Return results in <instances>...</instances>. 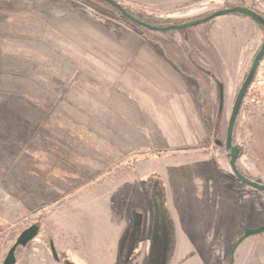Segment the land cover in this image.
Returning a JSON list of instances; mask_svg holds the SVG:
<instances>
[{"label": "rangeland", "instance_id": "1", "mask_svg": "<svg viewBox=\"0 0 264 264\" xmlns=\"http://www.w3.org/2000/svg\"><path fill=\"white\" fill-rule=\"evenodd\" d=\"M126 1L169 24L210 12L184 17L199 3L187 6L192 0L169 11ZM253 1L264 10V0H245ZM126 17L105 0H0V264L19 233L36 220L42 224L41 211L58 204H68L64 212L81 243L60 246L57 235L55 260L42 224L45 251L22 247L16 264H127L113 234L129 200L144 198L128 199L129 183L121 179L156 169L177 222L169 264H264V232L237 245L246 228L264 225V192L235 176L225 147L257 33L233 12L160 31ZM261 81L264 66L246 93L234 143L242 147L240 171L264 183ZM184 93L190 100L177 98ZM179 112L203 125L205 143L195 145L197 131L182 128ZM28 199L36 207L19 216ZM152 262L162 264L156 256Z\"/></svg>", "mask_w": 264, "mask_h": 264}, {"label": "crops", "instance_id": "2", "mask_svg": "<svg viewBox=\"0 0 264 264\" xmlns=\"http://www.w3.org/2000/svg\"><path fill=\"white\" fill-rule=\"evenodd\" d=\"M132 1H139L145 4H151L155 7L161 9V11H169L173 9L175 6L182 4L186 1L190 0H132ZM213 0H204L199 2L198 4L194 5L192 8L188 9L191 10L190 13L184 15L186 18L196 17L201 15L202 13H206L212 10ZM168 16V15H167ZM238 21L243 25V28L246 31H251L250 33H257V39L255 40L256 43L254 45V41L251 43L250 54L252 55L253 52H257L259 47L261 46L262 42L264 41V32L261 30L260 27H253L251 22L247 20L245 17L240 16ZM254 52V54H255ZM259 92L261 97L264 99V81L259 83ZM174 93V92H171ZM178 99H189L190 96L187 93L178 94ZM191 101L189 102V106ZM192 109H195L192 108ZM178 115L180 116V120L182 121V128L184 130L194 129L197 131V138L195 145H201L205 143L208 139L207 132L202 124H195L188 122V118L182 112H179ZM193 122V121H192ZM121 180H124L129 183L128 190L124 195H128V199L132 197V194L139 197H143L144 201L136 202L134 198L132 202L129 200V206L126 208V212H123V219L122 223L118 225L117 223H113V227L118 225V232L113 234L114 243L117 245L119 254L124 252V258L127 264H148V257L150 254V244L151 238L153 236L154 230V208L151 205V202L147 199V194L143 188V184L137 175L123 177ZM95 189V188H94ZM93 190V189H91ZM90 192L88 190L85 193ZM135 192V193H134ZM146 196V197H145ZM91 201L94 200V197L90 198ZM127 199V200H128ZM90 201V200H89ZM34 203V202H33ZM30 202V199L22 203V213L19 216H24L28 211H33L36 207L35 204ZM68 204L60 206L59 208L53 209L52 206L45 208L44 210H40L42 213L41 221L43 224V228L45 232L50 235L53 240L58 245V236L62 237V242L59 243L60 246L65 245L67 243L74 244V247L77 248L78 244L81 243L79 237H81V233L78 230L77 226L72 223V219H68L67 214L64 212L65 207ZM90 205V203H89ZM92 205V204H91ZM92 207H90L91 209ZM122 217V215H121ZM58 235V236H57ZM65 238H68L66 241ZM47 244V239L45 236L40 235V237H36L31 242L24 247L25 252H29L31 248H38L45 251V246ZM116 247V251H117ZM125 248V249H124ZM124 249V251H123ZM51 252V251H50Z\"/></svg>", "mask_w": 264, "mask_h": 264}, {"label": "water", "instance_id": "3", "mask_svg": "<svg viewBox=\"0 0 264 264\" xmlns=\"http://www.w3.org/2000/svg\"><path fill=\"white\" fill-rule=\"evenodd\" d=\"M106 2H108L109 4L113 5L114 7H116L117 9H119V11L126 15L127 17H129L130 19L134 20L135 22H137L140 25H143L149 29L152 30H179L182 28H186L188 26H193V25H197V24H201L203 22L209 21L215 17L227 14V13H240L242 15H245L247 17H250L254 22H256L259 25H261L263 27V32H264V16L261 15L257 10L252 9L249 6H243V5H238L235 7H227V8H221L218 9L216 11H214L213 13H211L210 15H207L203 18L200 19H196V20H192V21H187V22H183V23H175V24H171V25H167V26H156L150 23H147L145 21H142L138 18H136L135 16L131 15L128 13V11L126 10V8H124L119 2H117L116 0H105ZM264 60V41L262 42L259 50L257 51L252 66L248 72V74L245 77V80L243 82V84L241 85V88L236 96L234 105H233V109H232V113L228 122V127H227V137H226V141H225V147L228 150V156L230 157V165L231 168L235 174V176L242 181L243 183H245L246 185L257 189L258 191L264 192V183L263 181L258 178V179H252L248 176H246L245 174H243L239 167H238V159L242 154V147L239 144H235L234 143V131H235V126H236V121L237 118L239 116V112L240 109L242 107V104L244 102L246 93L248 91L249 86L251 85L253 79L255 78V75L260 67L261 62ZM205 93V92H204ZM222 92H221V97H222ZM154 216H155V220H154V230H153V237L155 238L156 235H159V238L157 240V243L151 246V251H150V262L151 264L152 259H155L156 257H159L161 260V263L164 264L165 263V258H166V250L167 247L169 245V243L167 244V242H165V240L170 237V233H169V228H166L165 225V216H164V211H163V207L161 204V201H157L156 203V208L154 209ZM165 228H166V232H165ZM264 232V225L263 226H258L255 228H246L245 229V233L243 235V237L240 239V241L238 242L237 245H239L242 241H244L245 239H247L248 237L252 236V235H257V234H261ZM40 233V225L37 224L36 222L32 223L31 225H29L28 227H26L25 229H23L19 235L17 236L15 242L11 245V247L9 248L5 258L3 259L2 264H16L17 263V249L19 247H25L27 246V244L29 242H31L33 239H35L36 237H38ZM164 238V239H163ZM162 240H164V247H162ZM154 241V240H153ZM159 241V244H158ZM158 244V246H157ZM50 247L52 250V254L55 257V259H59V255L58 252L56 250L55 247V242L54 240L50 241ZM154 249L155 253H153V257H152V250Z\"/></svg>", "mask_w": 264, "mask_h": 264}, {"label": "trees", "instance_id": "4", "mask_svg": "<svg viewBox=\"0 0 264 264\" xmlns=\"http://www.w3.org/2000/svg\"><path fill=\"white\" fill-rule=\"evenodd\" d=\"M117 1L119 3H121V5L123 7H125L131 14H133L134 16H136L140 19L147 20V21H149L151 23H155L159 26L171 25V24H169V22L165 21L164 19L161 21L156 20V19H155V21H152L151 19H153V18L150 16L145 18L144 14L142 12L139 13V11H137V10L130 9V7L125 3V2H127L126 0H117ZM201 1H204V0H192L191 2H189V4L187 6L193 5V4L201 2ZM238 4L245 6V0H241V2ZM233 5L234 4H232L231 2L226 0L223 7H225V6L231 7ZM255 10H257L261 15L264 16V10L263 9H255ZM235 14L240 15V16L242 15V14L237 13V12H235ZM126 18L129 19L128 17H126ZM259 27L261 29H263V27L261 25H259ZM256 111L257 110H253V114H257L258 112H256ZM194 149H196V147ZM190 152H191L190 149L185 150V154H187V155L190 154ZM142 154H143L142 156H144V158L148 157L147 155H145L146 153L145 154L142 153ZM134 172L137 173L136 170H134ZM139 177L142 181L143 188H144L146 194L152 199V203H153L152 205H153L154 209L156 208L157 201H161L163 211H164V216H165V225H166V228H169V233H170V240H169V245H168L167 250H166V258H165L164 264H169L174 259V256L176 254V249L178 246V234H177V222L175 219V215L173 213V210L170 208V204L168 202V185L166 183V179H165L163 173L158 169L150 170V171H147L145 173H142V174H140ZM62 205L63 204H58V205H56V207L59 208ZM35 222L40 225V229H41L42 224L40 223V220H36ZM48 239L50 240L51 236L48 237ZM152 245H153V243L150 244V247ZM21 248L22 247H19L17 249V256H18V252L20 251Z\"/></svg>", "mask_w": 264, "mask_h": 264}, {"label": "flooded vegetation", "instance_id": "5", "mask_svg": "<svg viewBox=\"0 0 264 264\" xmlns=\"http://www.w3.org/2000/svg\"><path fill=\"white\" fill-rule=\"evenodd\" d=\"M227 1H229V2H231L232 3V1L233 0H227ZM236 3H232V4H234L233 6H231V7H235V6H238V5H240V4H238V3H240L241 2V0H234ZM223 2L225 3L226 2V0H223ZM137 4H140V5H142V4H144V3H137ZM257 3H252V5H250L249 7H251L252 9H259L258 8V6H255ZM245 6H248L247 4H246V2H245ZM221 8H227L226 6L225 7H221ZM221 8H219V9H221ZM130 9H132V8H130ZM127 10V9H126ZM216 10H218V9H215V10H212V11H210L209 13H206L205 15H204V17L205 16H207V15H210L211 13H213L214 11H216ZM128 11V10H127ZM139 11V10H138ZM140 12H142V11H139V13ZM128 13L129 14H131L129 11H128ZM138 13V14H139ZM131 15H133V14H131ZM134 16V15H133ZM136 17V16H135ZM144 17L145 18H147L146 17V15L144 14ZM129 18V17H128ZM136 18H138V17H136ZM138 19H140V18H138ZM140 20H142V21H145V22H147V23H150L149 21H147V20H144V19H140ZM194 20V19H193ZM134 21V20H133ZM190 21H192V20H190ZM137 23V22H136ZM138 24V23H137ZM150 24H152V23H150ZM140 25V24H139ZM153 25H156V24H153ZM143 26V25H142ZM156 26H159V25H156ZM145 27V26H144ZM160 27H162V26H160ZM147 28V27H146ZM242 182V181H241ZM254 190H257V189H255V188H253ZM258 191V190H257ZM258 192H261V191H258ZM153 237V236H152ZM51 240H53V238L51 237V239L49 240V247H50V241ZM55 242V241H54ZM55 247H56V250H57V246H56V244H55ZM50 251H51V253H52V250H51V247H50ZM53 255V254H52ZM18 257V256H17ZM54 257V256H53ZM54 259H55V257H54ZM55 260H57V259H55Z\"/></svg>", "mask_w": 264, "mask_h": 264}, {"label": "built area", "instance_id": "6", "mask_svg": "<svg viewBox=\"0 0 264 264\" xmlns=\"http://www.w3.org/2000/svg\"><path fill=\"white\" fill-rule=\"evenodd\" d=\"M264 66V60L261 62V64H260V69H262V67ZM260 69H258L259 70V72H260Z\"/></svg>", "mask_w": 264, "mask_h": 264}]
</instances>
